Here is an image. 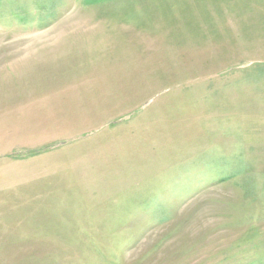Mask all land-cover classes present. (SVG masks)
I'll list each match as a JSON object with an SVG mask.
<instances>
[{"label": "rangeland", "instance_id": "rangeland-1", "mask_svg": "<svg viewBox=\"0 0 264 264\" xmlns=\"http://www.w3.org/2000/svg\"><path fill=\"white\" fill-rule=\"evenodd\" d=\"M0 264H264V0H0Z\"/></svg>", "mask_w": 264, "mask_h": 264}]
</instances>
